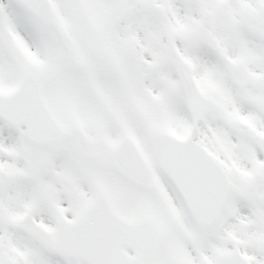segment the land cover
<instances>
[{
	"label": "snow or ice",
	"instance_id": "6c2138e0",
	"mask_svg": "<svg viewBox=\"0 0 264 264\" xmlns=\"http://www.w3.org/2000/svg\"><path fill=\"white\" fill-rule=\"evenodd\" d=\"M0 264H264V0H0Z\"/></svg>",
	"mask_w": 264,
	"mask_h": 264
}]
</instances>
